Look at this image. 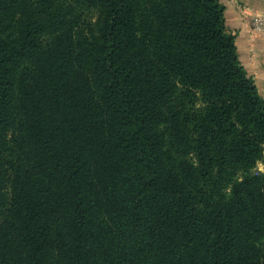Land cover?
I'll use <instances>...</instances> for the list:
<instances>
[{"label": "trees", "instance_id": "trees-1", "mask_svg": "<svg viewBox=\"0 0 264 264\" xmlns=\"http://www.w3.org/2000/svg\"><path fill=\"white\" fill-rule=\"evenodd\" d=\"M258 162L219 0H0V264H264Z\"/></svg>", "mask_w": 264, "mask_h": 264}, {"label": "crops", "instance_id": "crops-1", "mask_svg": "<svg viewBox=\"0 0 264 264\" xmlns=\"http://www.w3.org/2000/svg\"><path fill=\"white\" fill-rule=\"evenodd\" d=\"M227 29L235 35L239 61L264 99V32L252 28L255 15H264V0H219Z\"/></svg>", "mask_w": 264, "mask_h": 264}, {"label": "built area", "instance_id": "built-area-1", "mask_svg": "<svg viewBox=\"0 0 264 264\" xmlns=\"http://www.w3.org/2000/svg\"><path fill=\"white\" fill-rule=\"evenodd\" d=\"M252 28L257 31L264 32V15H255L252 19Z\"/></svg>", "mask_w": 264, "mask_h": 264}, {"label": "rangeland", "instance_id": "rangeland-1", "mask_svg": "<svg viewBox=\"0 0 264 264\" xmlns=\"http://www.w3.org/2000/svg\"><path fill=\"white\" fill-rule=\"evenodd\" d=\"M257 168H258L259 170L264 171V163H263V162H258V163H257Z\"/></svg>", "mask_w": 264, "mask_h": 264}]
</instances>
